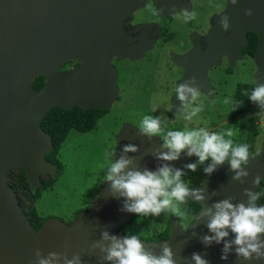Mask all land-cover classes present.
<instances>
[{
    "label": "water",
    "instance_id": "obj_1",
    "mask_svg": "<svg viewBox=\"0 0 264 264\" xmlns=\"http://www.w3.org/2000/svg\"><path fill=\"white\" fill-rule=\"evenodd\" d=\"M189 3L154 0L156 9L165 15L188 10ZM142 4L143 0H0V264H38L41 258L50 259V253L57 254L51 264H67L76 256L78 264H118L102 259L106 252L101 249L111 244L102 234L107 232L119 240L130 238L133 235L122 233L120 227L135 213L125 209L131 201L114 193L111 181H103L88 208L79 211L71 222L50 217L36 229L7 175L12 167H23L32 192H36L43 174L57 172V166L46 157L54 149L52 135L41 126L54 107L112 106L118 94V75L108 60L113 56L140 58L153 47L160 31L155 22L134 27L127 23ZM248 9L252 10L251 16L246 15ZM224 17L228 18L226 31L220 23ZM211 23L205 35L192 34L193 47L188 53L171 54L173 61L185 68L178 87L187 84L212 98L208 69L220 63L223 55L231 64L242 58L249 31L258 36L255 84L264 85V0H237L235 5L228 0L225 10L215 14ZM74 59L81 64L61 71L67 61ZM40 76H45V82L37 89L34 82ZM192 76L195 82H191ZM192 100L187 94V100L181 101L176 90L172 107L179 113ZM125 145L134 146L136 151L124 152ZM189 151L185 148L175 160L161 159L171 149L158 135H142L136 125L124 123L117 135L113 162L121 158L131 162L122 174L145 170L155 173L164 166L184 171L198 158ZM209 167L214 170L204 171L201 184L188 187V197L200 208L187 228L173 216L168 237L137 238L145 251L157 257L163 254L165 245L169 246L176 264H195L193 253L208 264H264V259L247 261L237 256V245L233 243L236 234L230 228L219 243L215 239L210 244L204 242L206 236H215L208 224L217 211L216 203L229 200L233 205H250L251 197L245 190L254 194L264 178V144L258 154L249 157L248 164L241 163L240 169L233 170L227 160L220 164L210 160L206 165ZM238 171L249 175L237 180ZM257 176L259 183L253 184ZM198 195L203 199H197ZM255 206L264 207V202ZM208 209L210 215L205 214ZM260 242L264 243V235ZM225 244L231 245L227 259L222 258Z\"/></svg>",
    "mask_w": 264,
    "mask_h": 264
},
{
    "label": "rangeland",
    "instance_id": "obj_2",
    "mask_svg": "<svg viewBox=\"0 0 264 264\" xmlns=\"http://www.w3.org/2000/svg\"><path fill=\"white\" fill-rule=\"evenodd\" d=\"M189 1L190 7L187 11L195 12L196 19L187 23H182V18H177L182 14L181 10H175L180 13L176 14L174 11L172 16L160 13L154 5V0H143V4L133 12L134 14L138 11L137 16L132 14L127 20L131 27L150 21L159 22L164 26V31L156 44L145 51L142 60L137 64L132 60L113 62L126 75L123 81L117 83V98L109 112L99 120L96 129L85 133L75 130L69 132L59 151L64 169L55 176L53 186L42 190L41 197L36 201L42 216L56 217L69 222L76 217L77 210L88 208L101 189L108 174L109 163L113 162L117 135L122 125L132 123L139 128L144 116L160 121L158 136L164 144L169 131L200 129L209 133L214 132L225 139L229 131L238 135L254 128L257 144L264 140V106L254 102L247 112L230 118L233 102L220 103L226 86L235 81L255 82L257 65L255 59L248 55H243L234 64H231L227 56H221L220 63H214L207 71L212 88L217 89L215 95L205 99L199 94L195 100L189 101L184 112L174 111L173 96L178 81L184 75L182 76L183 66L177 65L172 57L170 58L169 52L176 51L181 55L188 53L193 47L189 38L190 33L194 31L193 33L205 35L212 26V17L224 11L228 4V0ZM230 66L233 73L225 75L226 68ZM183 69L185 71L184 67ZM196 107H201L202 110L192 116V110ZM204 113L209 115L206 119L203 118ZM200 163L198 157L191 163L196 165L195 171L189 168L180 171L182 173L180 181L185 186L197 183L204 177V168ZM175 172L173 171V174ZM173 206L178 208L182 215H176L171 208L165 209L158 216L137 215L127 229L155 234L162 230L167 225V220L173 216H177L179 221L186 224L192 216L180 209L179 202L174 201Z\"/></svg>",
    "mask_w": 264,
    "mask_h": 264
},
{
    "label": "clouds",
    "instance_id": "obj_3",
    "mask_svg": "<svg viewBox=\"0 0 264 264\" xmlns=\"http://www.w3.org/2000/svg\"><path fill=\"white\" fill-rule=\"evenodd\" d=\"M236 3L237 0H231V4L235 5ZM246 15L251 16L252 10L248 9ZM177 18H183L184 22L187 23L196 19V13L185 10ZM227 19L224 17L220 21L225 31L228 29ZM195 81L196 77L192 76L191 82ZM177 92L181 101L187 100V94H191L193 100L199 95L198 89L189 87L187 84L180 85ZM251 99L264 106V85L255 87ZM225 102L227 103V101ZM201 110V107L193 108L191 115L194 116ZM188 118L190 119L191 116ZM139 131L142 135H158L160 133V121L150 116H144ZM228 135H232L231 131L228 132ZM165 147L171 149V152L161 155L160 158L164 160L178 159L180 152L189 148L188 154L197 155L201 163L209 157L214 164L223 163L229 157L230 150L231 159L229 162L233 170L240 169L241 163L248 164L249 162L248 145L244 144L233 148L231 140L226 141L223 136L209 133L204 129L199 131H169L165 140ZM122 150L124 152L136 151V148L125 145ZM129 163L131 162L123 158L109 163L108 174L105 177L107 181H111V188L114 193L118 192L127 201H131V203L125 204L127 211L137 215L158 216L165 209L171 208L176 215H182L179 209L173 206V202L183 203L190 195V190L180 181L182 173L179 170L173 174L171 168L164 166L155 173L145 170L144 172L128 171L122 174ZM187 167L192 171L196 169L195 164H189ZM213 170L214 167H209L205 169V172L211 173ZM247 175L249 173L246 171H238L235 179L240 180L242 176ZM259 179L257 176L253 180V184H258ZM245 194L251 197L250 205L247 207L243 203L233 205L229 200L214 205L217 211L212 216L208 228L215 233V236H206L204 242L210 244L215 239L219 243L228 235L226 229L230 228L236 234L233 243L237 245V256L247 261L261 260L264 259V250H262L264 243L260 242L261 235H264V207L255 206L257 195H253L247 189ZM197 199L202 200L203 196L198 195ZM205 214L210 215L211 209H208ZM102 236L104 240H111L108 247L101 249L106 252V255L102 257L104 260L116 261L118 264H176L172 258V250L167 245L163 247V254L157 257L145 251V246L136 236L125 237L123 240H119L115 236L109 237L107 232H104ZM230 247V244H225L223 259H227L226 253ZM37 256H39V252H37ZM56 256V253H50V259L41 258L38 264H51V258ZM192 259L195 264H208L198 253H193ZM78 261L79 256H76L72 260H68L67 264H78Z\"/></svg>",
    "mask_w": 264,
    "mask_h": 264
},
{
    "label": "trees",
    "instance_id": "obj_4",
    "mask_svg": "<svg viewBox=\"0 0 264 264\" xmlns=\"http://www.w3.org/2000/svg\"><path fill=\"white\" fill-rule=\"evenodd\" d=\"M258 36L252 31L248 32V44L244 47L243 52L247 55L254 56L257 46ZM45 82V76L37 77L34 82V87L39 89ZM257 85L255 82H240L236 86L235 95L232 104V115H239L241 113H245L248 111L251 105H253L254 101L251 99V94L254 91ZM108 112V109L103 108H82L80 106H76L73 109H64L62 107H54L42 120L41 126L42 128L52 135L54 149L47 154V159L50 162H53L57 166V172L55 174H43L42 177V185L37 189L36 192H32L27 177L26 172L23 167L15 166L12 167L7 175L8 183L14 188L18 199L23 207V210L33 226L38 229L47 217L42 216L37 207L36 201L42 195V190L49 189L53 186L55 176L60 174L64 165L59 158V151L61 149L62 144L65 142L69 132L75 130L77 132L85 133L93 131L97 128L99 120ZM249 136L247 142L249 155L252 154L251 150V141L256 135L254 128L249 130ZM244 145V144H243ZM232 147L235 146L232 144ZM231 155V150L229 152V156ZM253 195H257L258 198L255 201L256 203H261L264 201V178L261 181L260 186L256 189ZM182 209L187 213H196V211L200 208V205L194 200L187 197L183 203H180ZM83 209L77 210L75 216ZM137 217V214L132 217V219L126 223H124L120 227V231L127 235L138 234L139 238H143L145 240H159L168 237L169 229L171 225V218L167 220V228L164 232H158L157 234H148L146 232L136 231L130 233L126 229L128 225L133 223ZM73 220V219H72ZM70 220L69 222H71ZM144 234V235H141ZM140 235V236H139Z\"/></svg>",
    "mask_w": 264,
    "mask_h": 264
},
{
    "label": "flooded vegetation",
    "instance_id": "obj_5",
    "mask_svg": "<svg viewBox=\"0 0 264 264\" xmlns=\"http://www.w3.org/2000/svg\"><path fill=\"white\" fill-rule=\"evenodd\" d=\"M138 11H136L134 14H133V16H137V13ZM176 12V14H178V13H180V11H175ZM174 12V13H175ZM181 12H182V10H181ZM173 13V14H174ZM172 14V15H173ZM171 15V16H172ZM182 14H180V16H181ZM198 18H200V16L198 17ZM182 20L183 21H181L182 23H184V19L182 18ZM151 22V21H150ZM155 23H157L158 25H159V27H160V31H159V34H158V37H157V39H156V41H155V43L154 44H156V42L158 41V38L161 36V34H162V32L164 31V26L161 24V23H159V22H155ZM194 32V31H193ZM193 32H191L190 33V35H189V38H190V41H191V43L193 44V42H192V33ZM174 52H176V51H170L169 52V55H170V58H171V54L172 53H174ZM177 53V52H176ZM180 54V53H179ZM244 55H247V54H245L244 53ZM144 56V55H143ZM143 56H141L140 58H138V59H133V58H127V59H121V58H117V57H115V56H113V57H111L109 60H108V65H113V66H115V68L117 69V83L119 84L121 81H123L124 79H125V77H126V75L124 74V72L122 71V69L118 66H116V65H114V61H129V60H132L135 64H137V62H139V61H141L142 60V57ZM248 56H250V55H248ZM250 57H252V58H254V56H250ZM227 58V57H226ZM228 59V58H227ZM114 62V63H113ZM81 64V62H80V60L79 59H74V60H69V61H67L66 63H65V65H64V67H63V69L61 70V71H65V70H67V69H71V68H73V67H76V66H79ZM134 64V65H135ZM233 73V70H232V67L230 66V67H227L226 68V70H225V75H231ZM184 75V69H183V67H182V76ZM181 76V77H182ZM217 78V77H216ZM240 82H244V81H235L234 83H231L229 86H226L225 87V90H224V92H223V95H222V98L220 99V103H223V104H227V103H230L231 104V102H233V99H234V95H235V90H236V86H237V84L238 83H240ZM212 87V86H211ZM217 91V89L216 88H212V91H211V95L213 96V95H215V92ZM198 92H199V94L203 97H205V99L206 98H210V96H209V94L207 93V92H204V91H200V90H198ZM212 100H214V99H212ZM225 101H227V103L225 102ZM190 102H187V104H186V106L184 107V109L180 112V113H182V112H184L185 111V109H186V107H187V105L189 104ZM112 107V106H111ZM110 107V108H111ZM110 108H108V112H109V110H110ZM107 112V113H108ZM106 113V114H107ZM203 118H207L209 115H208V113H204L203 114ZM206 116V117H205ZM235 116H237V115H235ZM234 115H232V108H231V111H230V118H233V117H235ZM249 131L248 132H246L245 134H238V135H236V134H232L231 136H229V135H226V138H225V140L227 141V140H231L232 141V144L235 146V147H238V146H241V145H243V144H245L246 142H247V139H248V136H249ZM263 144H264V140H262L261 142H259L258 144H257V139H256V135L254 136V138L252 139V141H251V150H252V154L251 155H249V157H251V156H254V155H256V154H258V152L261 150V148H262V146H263ZM234 147V148H235ZM230 159H231V155L227 158V159H225V160H227V161H230ZM211 160V158L209 157L206 161H204L203 163H200V166L201 167H203L204 168V170H203V176H204V171H205V168H206V165H207V163L209 162ZM193 163V162H192ZM191 164V163H190ZM172 171H174L173 169H172ZM175 172V171H174ZM204 181V177L202 178V180L201 181H199V182H197V183H194V184H190V185H188V186H186V187H189V186H191V185H199V184H201L202 182ZM264 202V201H263ZM255 204H258V203H256L255 202ZM179 207H180V209L182 210V211H184L183 209H182V207H181V205H180V202H179ZM185 212V211H184ZM187 213V212H186ZM188 214H190V213H188ZM192 217H191V219L186 223V224H184V223H182L181 221V224L185 227V228H187L188 227V225H189V223L193 220V218H194V215H195V213H191L190 214ZM171 218V217H170ZM129 226V225H128ZM127 226V227H128ZM127 227H126V229H127ZM167 228V226H165L162 230H160L159 232H164V230ZM128 230V229H127ZM129 231V230H128ZM133 232L134 231H130V233H132L133 234ZM169 232H170V229H169ZM157 234V233H156ZM169 235V234H168ZM167 237V236H166Z\"/></svg>",
    "mask_w": 264,
    "mask_h": 264
},
{
    "label": "bare ground",
    "instance_id": "obj_6",
    "mask_svg": "<svg viewBox=\"0 0 264 264\" xmlns=\"http://www.w3.org/2000/svg\"><path fill=\"white\" fill-rule=\"evenodd\" d=\"M127 57H129V56H126L125 58H127Z\"/></svg>",
    "mask_w": 264,
    "mask_h": 264
},
{
    "label": "crops",
    "instance_id": "obj_7",
    "mask_svg": "<svg viewBox=\"0 0 264 264\" xmlns=\"http://www.w3.org/2000/svg\"><path fill=\"white\" fill-rule=\"evenodd\" d=\"M37 207V206H36ZM38 209V208H37Z\"/></svg>",
    "mask_w": 264,
    "mask_h": 264
},
{
    "label": "built area",
    "instance_id": "obj_8",
    "mask_svg": "<svg viewBox=\"0 0 264 264\" xmlns=\"http://www.w3.org/2000/svg\"><path fill=\"white\" fill-rule=\"evenodd\" d=\"M214 133V132H213Z\"/></svg>",
    "mask_w": 264,
    "mask_h": 264
}]
</instances>
